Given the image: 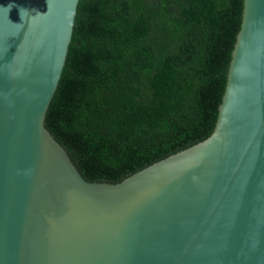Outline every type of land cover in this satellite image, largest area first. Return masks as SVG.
Masks as SVG:
<instances>
[{
	"label": "water",
	"instance_id": "95a60500",
	"mask_svg": "<svg viewBox=\"0 0 264 264\" xmlns=\"http://www.w3.org/2000/svg\"><path fill=\"white\" fill-rule=\"evenodd\" d=\"M78 4L0 0V264H264V0H244L213 132L118 182L45 124Z\"/></svg>",
	"mask_w": 264,
	"mask_h": 264
},
{
	"label": "trees",
	"instance_id": "16d2710c",
	"mask_svg": "<svg viewBox=\"0 0 264 264\" xmlns=\"http://www.w3.org/2000/svg\"><path fill=\"white\" fill-rule=\"evenodd\" d=\"M244 0H79L46 127L118 182L214 130Z\"/></svg>",
	"mask_w": 264,
	"mask_h": 264
}]
</instances>
